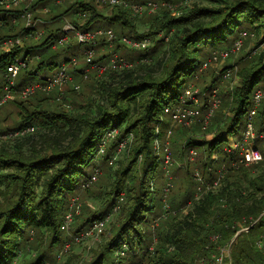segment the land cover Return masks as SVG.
I'll return each instance as SVG.
<instances>
[{"label": "trees", "instance_id": "obj_1", "mask_svg": "<svg viewBox=\"0 0 264 264\" xmlns=\"http://www.w3.org/2000/svg\"><path fill=\"white\" fill-rule=\"evenodd\" d=\"M128 1L140 3L145 0ZM158 1L181 2V0ZM219 1L222 2L221 5L210 7L195 3L187 6L190 9L183 13L184 6L175 13L165 9L166 13L162 18L158 14L153 15L154 22L148 32L137 33V36L125 33L130 31V28L126 27L134 28L133 17L129 11L114 8L112 16H105L92 1L70 2L64 13L52 17L53 21L59 22L63 15L70 17L75 14L74 11L79 6V10L83 9L91 13L90 19L82 29H109L110 26L117 25L122 31L120 33L116 31L119 36L131 35L139 39L148 36L156 44L152 48L155 53L154 59L159 56L157 52L160 46L165 45V49L156 60L154 67L151 65V60H144L146 56L141 55L134 67L120 71H106L103 75L108 76L109 79L95 77L93 80L100 95L99 99L105 103H98L97 98L89 104L75 101L81 93L76 91L74 86L68 91V97L63 98V101L65 100L63 104L53 105L48 96L34 101L29 98L16 101L18 124L8 129L14 132L34 125L36 131L29 135L14 137L9 143L0 147V172L10 171L7 174H0V178L6 181H0L2 187L0 191L4 194L3 204H0V264H13L18 254H23L22 249L26 248L25 244L30 239L31 232L33 235L36 231L42 234L40 240L51 237V242L55 244L61 241L60 232L72 196L98 168L96 161L99 164L100 162L106 164L108 168L116 164L117 161L114 165H110L109 161L119 141L129 133L133 134L132 145L134 144L131 151L133 159L129 165L141 169L139 190L134 194L133 188L127 187L128 190L125 192L128 200L127 202L125 200L126 203L124 202L122 206L123 213L126 214L121 218L123 223L104 245V249L96 253L88 264H104L106 253L117 252L125 244L131 249L134 247L143 249L138 258L128 259L125 264H205L195 261L211 235L220 233L222 243L226 240L231 241L236 231L240 229H236L234 224L243 222L249 228L248 231L239 234L238 241L234 244L233 264H264V172L253 175L249 166L242 164L238 168L230 167L221 180L219 190H211L203 194L202 198L196 199L188 216L179 219L169 215L158 226L149 222L150 216L155 215L156 218L161 216L156 210L157 202L162 205L166 194L175 208V194L179 196L178 207H181L195 191L191 187L195 185L191 168L194 164L191 161L186 162L185 170L177 168L173 171L175 179L172 174L171 179L166 177L163 169L159 171L153 142L156 137L155 125L160 122L164 109L177 103L190 79L197 77L198 71L206 62L200 60L205 57L206 48L214 50L213 52L221 47L230 48L242 32H247V29L257 33L261 29L264 30V0ZM53 2L55 0L35 2L31 6L35 10V20L42 16L41 10L47 6L51 7L48 12L51 15L54 9ZM0 11H3L0 12L2 27L10 30L9 35L0 36V42L6 38L22 36L25 29L11 22L14 15L20 16L21 10L15 9L13 13L5 12L4 9ZM158 33L171 35L167 40L165 37L157 38ZM59 34H63L62 28L50 30L43 42L26 49L25 55L39 52L41 54L36 55L42 56L55 39L60 38ZM118 42L114 41L116 53L122 48V44ZM103 43L108 44L106 37ZM82 47L83 45L78 44L77 41H71L62 50H66L67 53L70 51L71 54L80 57L83 54ZM19 52L20 49L16 48L11 53H5L0 57V66L2 68L5 66V69L8 63L5 62V58ZM105 56L109 57L106 54ZM54 59L55 57L52 56L48 60H42L29 75L43 66H49L50 69L58 66ZM104 59L105 57H102L96 61L100 63L104 62ZM85 67L84 63L75 73L80 77L79 82L84 80ZM38 80L34 78L28 84ZM263 82L264 52L261 53L256 64L242 73V85L234 91L233 118L219 127L213 139L201 140L199 137H190L186 144L189 146L206 144L208 156L213 152L222 151L229 143L228 137L224 134L235 136L240 133L241 124L244 127L243 122L241 123L242 118L245 117L244 120H247L252 106L253 92ZM21 86L22 84L18 88H22ZM258 112L256 122L259 127L256 125V128L261 130L264 124V101ZM165 126L169 127V125ZM112 127L120 128L119 138L108 146L105 154L97 156L96 149L101 137ZM174 153L184 156L182 150ZM227 154L223 152L222 163L230 161ZM140 156L143 161L138 165ZM197 163H200L198 166L203 176L212 178L210 181L216 180V177L214 178L216 169L212 163L205 160ZM262 165L264 164L255 167L260 169ZM131 167L123 174L132 172ZM156 173H160L161 176L159 174L157 190L151 193L150 181L155 178ZM177 174L182 177L176 185ZM122 181V179L117 180L115 189L110 192L112 194L110 201L102 212L82 211L76 217L75 234L85 231L94 221L103 218L111 211L125 189V183L123 184ZM169 182L172 183V187L168 194L166 188ZM148 227L151 228L150 233L145 231ZM154 235L157 237V243L152 251H148ZM259 243L262 250L257 246ZM215 248L212 246L211 252ZM113 263L114 261L111 264ZM31 264H47L45 254L41 253Z\"/></svg>", "mask_w": 264, "mask_h": 264}, {"label": "rangeland", "instance_id": "obj_2", "mask_svg": "<svg viewBox=\"0 0 264 264\" xmlns=\"http://www.w3.org/2000/svg\"><path fill=\"white\" fill-rule=\"evenodd\" d=\"M37 0H34V3ZM57 0H55V4L58 5L56 3ZM76 0H64L60 5L58 6H54L51 15H49L48 12H42V16H39L37 20V23L35 25V31L38 33H41V35L39 37H37L36 34L34 35H30L28 33H31L30 30H26L25 29V33L22 36H18L16 38H8V39H17V38H21L22 39V45H23V37L27 36L26 39H24V46L23 48H21V46H16L12 52L17 48L20 49V52L17 53L16 55H8L5 58V62H8L10 60H12L14 57H18V58H24V59H31V58H35L33 61L29 62V66L28 68H25L23 70H21L19 76L15 79L16 80V88L18 91V86L20 84H22V88L27 86L28 82L32 81V79L35 78V80L41 81L42 79H45L47 76L46 75L48 73H55L56 71L59 70V68L63 65L66 64L68 66V71L72 76L75 75V73L77 71H79V69L81 68V66L86 65L84 72L89 68V65L87 64L88 62L86 61V56H85V49L91 45H97L100 44L98 46L97 49V54H99V52L104 49V43H101V41H99V43H81L78 42V44L83 45L82 47V51L81 53H83L84 59L81 57V61L83 62L82 64L80 63V57L77 54H71V52L69 51L68 53L66 52V50H62L65 49L66 46L71 42V41H76L75 39H73L71 36L74 35V33H70L69 34V43L60 46L59 44V40L66 35V32L64 30V27L67 23L73 24V25H77L78 19L79 18V6L78 8H76V10L74 11L75 14H73L72 16H67V15H63L59 22L53 21L52 17L59 15L61 13H64V11L70 6V2H75ZM80 1V0H79ZM185 1V0H182ZM96 2V0H95ZM164 2H168V1H159V5L162 6V3ZM185 2H187V4H185ZM184 2V7L182 9V13L183 12H187L190 8H188L187 6H192V4H199L200 6H219L221 5V1L219 0H187ZM33 3V4H34ZM169 3V2H168ZM179 3V2H177ZM174 3V4H177ZM97 4V8L99 11L102 12L103 15L105 16H112V14L114 13V8H119V7H114L112 8L111 6H107V5H102V4ZM188 9H187V8ZM49 10L51 9L50 6L46 7ZM0 9H4L5 12H12L14 11V9H6L5 7H3L0 4ZM22 9V8H20ZM33 9V8H32ZM114 9V10H113ZM123 9V8H121ZM129 8H124V10L129 11L131 16L133 17V24H134V28L131 27H126V28H130V31H126L125 33H132L134 35L137 36V33L139 34H145L146 32H148V30L150 29V27L152 26L153 22H154V17L153 15H157L162 18V16L166 13L165 9H160L156 12V14H151L149 17L146 16L143 18V16H138V17H134L131 13L130 10H128ZM34 10V9H33ZM1 13L3 11H0ZM15 12V11H14ZM35 13V11H34ZM46 14V15H43ZM90 15V16H89ZM87 16H89V19L91 17V13L88 14ZM179 17V16H177ZM22 18V16H21ZM40 18L46 19L48 22L47 24H42V21ZM15 19H17L16 23L14 24L15 26L19 27V28H26V22L25 20L22 18L20 20V16H13L12 21H14ZM88 19V20H89ZM41 21V22H40ZM75 21V22H74ZM3 22H0V24ZM49 23V24H48ZM106 27V26H104ZM63 29V34L60 35V38H56L55 42H53V44L51 45V47H49L48 50H46L42 56L41 55H36V54H41L39 52L37 53H30L28 55H25V51L26 49H28L31 46H36L39 45L41 42H43L45 36L50 32V30H57V29ZM111 29H113L115 32L118 31V33L122 32L118 29L117 25L114 26H110ZM85 30H89V29H85ZM96 30H107V29H102V28H98ZM91 31H95V30H91ZM248 35L244 38V44L241 47V49L239 50H235L234 46L232 45L230 48L229 47H221L219 49H217V52H221L224 51L223 53H225L226 51H229V54L223 58L221 55H219V57L217 58V60H213L214 54L213 51L210 48H206V54L205 57L201 58L200 60H205L206 62H208V66L205 70H199L198 71V75L197 77H195L194 79H190V83L188 84V87H192V89L195 91H201L203 93L207 92V96L206 98L204 97H200V103H201V109L202 111L205 113L206 112V107H208V102H209V98L210 95L212 93V91L217 90L218 91V96L220 97V99H222L221 105L220 107L216 110L214 116L211 118L208 126L205 128L204 124L202 123V121H196L194 124H192L189 127H182V126H174V123H172V120L170 118L169 115H165L163 121L157 123V125H155V131H156V127L159 128L160 132L162 133L161 137H163V134H165V132H167V130L172 129L173 130V135H172V143H171V154H172V159H173V164L172 167L170 168V172L171 174L173 173V171H176L177 168H179L180 170H185L187 168L186 162L187 161H191V163H193V167H191L193 169V173H194V182H195V187L191 186L192 188H194V193L192 195V197L188 198V200L186 201V203L184 205H182L181 207H178V201H179V196L177 194H175V208L173 207V204L171 203V200L169 199V204H170V211L167 212L168 215L164 216L163 213H165L163 211V203L161 205V203L159 204L157 202V208L156 210H158V213H160V217L156 218L155 215L150 216V220L149 222L154 224V226H158L159 224H162V220L166 219L167 217H169V215L171 216H176L179 219L180 218H184L185 216H188L190 211H192L193 207V203L196 200V192H197V183L195 181V173L196 172H200V167L198 166L197 161H201V160H205L208 163H212L213 166H215L216 169V174L214 176V178L220 179L221 175L218 173V171L221 169L222 165L225 162H221V157L223 156V152H225V149H227V145L224 146V148L222 149V151H217V152H213L212 155L208 156V151H207V146L206 144H202L200 146H196V145H187L186 141L188 140V138H201V140L206 139V140H211L213 139V137H215V134L217 132V130L219 129V127L223 126V124L229 122L233 116V108L235 107V103L233 102L234 100V91H236L237 87H240L242 85V73L244 72V70H248L252 67V65L256 64L259 60V56L261 55V53L264 52V30L261 29V31L259 33L252 31L250 29L246 30ZM165 33V32H164ZM10 34V30L8 29H4L2 27V25H0V36H4V35H9ZM159 35H157V38H166L168 35L163 34V33H158ZM123 36H131V35H123ZM136 36H131V37H135ZM148 37V36H147ZM33 38V39H32ZM150 38V37H148ZM7 40V38L5 39ZM5 40H3L2 42H4ZM152 40V38H151ZM0 42V44L2 43ZM94 43V44H93ZM122 44V48L118 51V53L120 54L119 56L128 59V61L132 62L133 67L137 64L135 63L136 61H138V59L141 58V55H145L146 59L144 60H151V65L152 67H154V64L156 63V60L158 59V57L160 55H162L164 53V49H165V45L160 46L158 48V52H157V56L156 59H154L155 53L152 51V48H154L156 46V44L154 43V41H152L151 46L149 47L148 50H143V51H138V50H132L130 48L127 47L126 44L121 43ZM220 50V51H219ZM216 51V50H215ZM115 50H111V52H104L106 53V55H108L109 57L112 55V53H114ZM6 53V51L2 48V46L0 45V57L3 56ZM54 56L55 57V61H57V63L59 64V66H55L53 69H50L49 66H43L39 69H36V71L32 74L29 75L31 72H33V70L39 65V63L42 60H48L50 57ZM97 56V55H96ZM95 56V60H97V57ZM13 57V58H12ZM12 58V59H11ZM77 60V65L74 66L71 64L72 60ZM107 59V57L105 56V59L103 60L105 62V60ZM154 59V60H153ZM153 60V61H152ZM99 61V59L97 60ZM96 61V62H97ZM108 63V62H107ZM107 63H101L102 65H107ZM6 65V63H5ZM5 67V66H4ZM4 67L2 68L0 66V93L3 91V87L5 84V79H4V74L6 71V68L4 69ZM57 67V69H56ZM230 69L231 70V77L226 79L222 76V74L224 72V70ZM94 70V69H92ZM90 70L89 75H88V79H84L83 81H80V83L75 82L77 84L80 85V90L78 91L79 93H81L79 95V97H77V99H75V101H79L81 103H86L89 104L92 100H94L95 98H97L99 101L98 103H105L103 102V100H100V95L99 92L97 90L95 81L93 80L95 77L96 79H109V77L106 75H102L99 74L97 70L92 71ZM50 74V75H51ZM90 79V80H89ZM36 81V82H38ZM74 80H72L73 82ZM35 83V82H33ZM30 84V83H29ZM262 86H264V82L260 84ZM259 88V87H258ZM186 89V88H185ZM257 89V88H256ZM57 91V90H55ZM60 91V90H59ZM60 96L61 93H57L56 96ZM21 100V98L19 97H15V99L9 103H7L6 105L0 107V147L2 145H5L7 143L10 142V140H12V138H14L15 136H13L11 132L8 128H14L18 123V119L17 117V113H18V109H16V101ZM53 101V100H52ZM51 101V102H52ZM63 101V100H62ZM60 101V102H62ZM55 102V103H53ZM53 105L58 104L55 101H53ZM262 105L260 106L259 110L261 109ZM259 112L257 113V115H254V125L256 127V125L258 126V123L256 122V118L258 116ZM219 118V119H218ZM244 118H242L241 123L243 122V125L241 124L240 126V133L236 134L235 136L230 135L225 133L224 135L228 137V142H230V139L233 140H240L242 138V134L244 132V128H245V121ZM244 120V121H243ZM217 122V124H216ZM162 123V124H161ZM164 123V124H163ZM167 123V124H166ZM165 125H169L165 126ZM164 126V127H163ZM264 126V124H263ZM263 126H261V128H263ZM168 127V128H167ZM259 127V126H258ZM122 128V127H121ZM167 128V129H166ZM123 129V128H122ZM184 129H186V131H184ZM257 129V128H256ZM7 131V132H5ZM10 131V132H8ZM15 132V131H14ZM184 132H186V134L184 135ZM182 137H181V136ZM257 144L261 147L263 145V141L262 140H257L256 141ZM133 143V142H132ZM132 143L127 147V149L120 155L118 156L117 162L114 166H112L111 168H108V166L106 164H103L102 162H100V164L98 163V161H96L97 165H98V170L101 172L98 181L90 186L89 188L83 189L82 186L80 188H78L77 193L75 195H73L72 197H77L79 203L81 204V213L82 211H88V212H94V211H98L99 213L102 212L106 207H107V203H109V198L112 195L110 192H113V190L116 187V183L118 179H122L123 184L125 183V186L122 192H125V190L127 191V187L129 188H133V193H137V191L139 190L138 187V181H139V176H141V169H138L137 167H131V165H129V163L131 162V160L133 159V155L131 154L132 151ZM135 143V142H134ZM202 143V142H201ZM190 149H194L198 154H196L197 156L193 157L189 155V150ZM180 150H182L184 152V156H182V154H177L175 155L174 152L178 153ZM154 155L155 157H157L155 150H154ZM230 161L227 163L228 166H230L231 161H233L235 158L238 157L237 154H227ZM163 156V154L161 155V157ZM188 156V157H187ZM190 156V157H189ZM160 157V158H161ZM215 157H217V159H215ZM143 159L140 156L138 158V165H140L142 163ZM203 162V161H202ZM264 164L263 162H260L258 164ZM257 163H254L252 165H249V168H251V174L256 175L258 173H262L264 172V165H262V168L258 169L255 166H258ZM217 166V168H216ZM101 167V168H100ZM131 167L132 172L130 173H126L123 174L125 172V170L127 168ZM139 167V166H138ZM136 168V171H135ZM159 171H162V166H161V159H160V163H159ZM93 170V169H92ZM92 172V171H91ZM1 173H10V171H2ZM159 174L160 173H156L155 178L152 179L150 181V187L149 189L151 190V193L154 192L155 190H157V185L159 183ZM202 174V173H201ZM227 174V172H226ZM225 174V176H226ZM161 176V174H160ZM173 176V174H172ZM176 176H173V178L175 179ZM177 180H176V185L178 184V180L179 178H181L182 176H178L177 174ZM205 180L209 183H212L213 181L211 179H208L204 176ZM233 180L234 178L231 177ZM224 179V178H223ZM0 181H5L4 178H0ZM154 183V184H153ZM175 183V182H174ZM247 186V185H245ZM1 187V186H0ZM2 188V187H1ZM186 188V186L184 187ZM220 188V187H219ZM218 188V190H219ZM178 191V190H177ZM176 191V192H177ZM121 192V193H122ZM3 193V192H2ZM0 191V204H3V196L4 194H2ZM245 193V192H244ZM126 194V192H125ZM172 197V196H171ZM72 198V199H73ZM202 198V197H201ZM71 199V200H72ZM125 200L127 202L128 198L127 196H125ZM192 201L193 203L191 205H189V202ZM117 202V200H116ZM115 202V203H116ZM125 202V203H126ZM225 203L226 202H222ZM4 205H6L4 203ZM115 205V204H114ZM112 210V209H111ZM125 213H123V209L121 210V213H119L118 215H116L115 217H113V219L110 221V223L107 225L108 228L105 230V233L103 234V236L99 237L98 239L92 238V239H88V241H81L79 243L74 241V237H76L77 234H75L76 230H77V226L75 225V223L73 224V226L71 227V229L69 231L64 230V228H61L60 232V239L61 241H59V243L55 244L53 242H51V237H45L43 240L41 239L42 234L40 233H34V235H32V233L30 234V239L28 240V242L25 244L26 248L22 249L23 250V254L22 256L19 258L18 261H16V258L14 261H16V264H31L37 257H39V255L41 253H44L46 256V263L47 264H88L90 263V260H92L93 256L98 253L101 249H104V245L113 237L114 232H116V230L119 228V226H121V224L123 223V219L121 220V218L125 217ZM102 219V218H101ZM155 219V220H154ZM99 220V219H98ZM76 221V220H75ZM151 224V225H152ZM75 225V227H74ZM236 226V229H239L236 231L235 236L233 237V239L231 241H224L223 243L221 242V234L220 233H214L211 235V237L208 239V241L205 243V245L202 248V253L199 254V256L196 257V263H202V261H206L205 264H215V260H214V256L218 255V248L220 247V249H226L229 246V249L227 250V258L226 261L228 264H233L234 260H233V247L234 244L238 241V236L240 233L242 232H246L248 230L249 227H246V225L243 223H235L234 224ZM91 226V225H90ZM89 228V227H87ZM234 228V226L232 227ZM153 229V228H152ZM246 229V230H244ZM145 231L147 232H151V228H146ZM29 232V231H28ZM219 235L220 236V240L216 243L213 242L212 237ZM71 239V249L68 253H65L61 258H59L60 253L63 249V245L65 242L69 241ZM157 237L156 235H154V239L152 241V244H150V246L148 247V251H150L151 247L154 248L155 244L157 243ZM43 241V242H41ZM212 246L216 247L215 250L213 252L212 251ZM231 246V247H230ZM258 248H260L261 250L263 248H261L262 246H259L257 244ZM23 247V245H22ZM211 249V250H210ZM101 250V251H102ZM140 247H137L136 250H130L127 251L124 255H117V252H108L106 253V261L104 264H111L112 261H114L113 264H125L126 261L128 259L131 258H138L139 255H141V253L143 252V249L140 251ZM211 253H210V252ZM121 261V262H120Z\"/></svg>", "mask_w": 264, "mask_h": 264}, {"label": "built area", "instance_id": "obj_3", "mask_svg": "<svg viewBox=\"0 0 264 264\" xmlns=\"http://www.w3.org/2000/svg\"><path fill=\"white\" fill-rule=\"evenodd\" d=\"M64 0H57L56 3L60 5ZM98 4L119 7V8H129L128 10L131 11L132 15L134 17L142 16L144 14H154L160 9H168L172 12H177L178 9L181 6H184L183 2H179L177 4L174 3H168L164 2L162 3V6L159 5V2L155 1H148L144 3H132L128 0H96ZM34 0H0V4L5 7L6 9H20L21 14L20 17L25 20L26 22V30H30L31 33H28L30 35L36 34L37 37L41 35V33H38L35 31V25L37 23V20L34 18V11L31 6L33 5ZM48 7V6H47ZM50 10L46 7H44L41 12H49ZM79 18L77 25H73L70 23H67L64 27V30L66 32V35H64L60 40L59 44L60 46H63L67 43H69V34L74 33L75 38L78 42L81 43H91L95 42L99 37H106L108 42V47L112 50L114 48V41H119L120 43H124L127 45L128 48L132 50H138L143 51L147 50L151 44L152 41L150 38L145 37L142 39L131 37V36H119L115 33L112 29L107 30H85L82 29L88 22L90 14L87 10H79ZM21 18V19H22ZM17 19H15L13 22L16 23ZM41 22V21H40ZM171 35V34H170ZM170 35H168L166 38L169 39ZM248 35L247 32H242L239 36V38L235 41L233 44L235 50L241 49V47L244 44V38ZM2 48L6 51V53H11L12 50L16 46L22 45V39H7L4 42L0 44ZM23 46V45H22ZM21 46V47H22ZM95 46L91 45L85 49V56L87 64L89 65V68L84 72L83 78L88 79V75L90 70L94 69L97 70L99 74H104L108 70H124L133 67L132 62L128 61V59H125L121 56H119L118 53L114 52L111 55L110 60L108 61L107 65H102L101 63L96 62L95 56H96V50L94 48ZM230 51V49H229ZM229 51L221 52H213L214 57L213 60H217L219 55H221L223 58H225ZM35 58L31 59H22L18 57H14L12 60L8 61L6 65V71L4 74L5 84L3 87V91L0 93V107L6 105L7 103L13 101L15 97H19L22 99L32 97L37 92L41 91L47 94L52 93L55 91L58 87H62L70 82H72V76L68 71V66L66 64H63L58 71L55 73L47 76L45 79H42L41 81L27 84V86L23 88H19L17 91L16 88V78L19 76L21 70L28 68L29 62L33 61ZM77 60H72L71 64L76 66ZM208 62H205L202 66L201 70H205L208 66ZM224 72L222 76L226 79L231 77V70L227 69L222 71ZM102 74V75H103ZM74 89L76 91L80 90V85L75 83L73 84ZM206 98L207 92H199L194 91L192 87H186V89L181 94L179 101L175 104L169 105L164 109V113L162 114L161 121H163L165 115H169L172 123H174V126H182V127H189L192 124H194L196 121H202L204 124V127L206 128L211 120V118L214 116L216 110L220 107L222 99L218 96V91L214 90L212 91L210 95V100L208 102V107H206V112L204 113L201 109V103H200V97ZM63 93L61 92V95L57 96L56 101H62L63 99ZM264 101V86L257 88L253 92V100H252V106L248 112L246 125L244 128V132L242 134V138L240 140H233L230 139V142L227 145V149H225V152L228 154H237L238 157L235 158L233 161H231L230 166L227 165V162H225L221 169L218 171V173L221 175L220 179H217L213 181L212 183H209L205 180L204 176L200 172L195 173V181L197 183V192H196V199L200 198L203 194L218 189L220 187L221 180L225 177L226 172L229 170V168H238L240 165L249 166L254 163H260L264 161V126L261 128V130H257L254 125V115L258 113L260 106L262 105ZM36 131V126L30 125L25 127L24 129H21L19 131H15L11 133L13 136H25L32 134ZM157 134L160 133V130L158 127H156ZM120 135V128L118 127H112L108 129L103 136L100 139V143L98 145V148L96 149V155L100 156L106 153L108 146L115 142ZM173 135V130L169 129L167 132H165V140L161 141L159 137L157 136L154 142V150L158 158V162L163 166L164 175L171 179V172L170 168L173 164L172 154H171V139ZM257 140H262L263 145L260 147L257 144ZM133 141V134L129 133L126 135V137L122 138L116 150L114 151V155L109 161L110 165H114L115 161H117L118 156H120L127 147L132 143ZM163 156L161 157V155ZM198 154L194 149L189 150V155L193 157L197 156ZM161 157V158H160ZM217 159V157H215ZM101 172L96 168L92 176L82 185L83 189L89 188L93 183H95ZM154 184V183H153ZM172 187V183H168L166 191L169 194L170 189ZM125 192H122L117 199V202L113 206L112 210L105 215L102 219L96 220L92 223V225L86 229L85 231H82L81 233L77 234L76 237H74V241L79 243L81 241H88V239H98L99 237L103 236L105 233V230L108 228V224L110 221L118 215L122 209V206L125 202ZM193 202L190 201L189 205H191ZM163 213L164 216L168 215L167 212L170 211V204H169V198L167 194L164 197L163 200ZM81 212V204L78 201L77 197H74L69 205L68 211L66 212L62 224V228L64 230L69 231L71 227L73 226L75 222V218L77 215H79ZM107 227V228H106ZM246 230V229H244ZM248 231V230H247ZM33 235V232H31ZM213 242H218L220 240V236L216 235L212 237ZM261 246V244H258ZM231 247V246H230ZM71 249V239L64 243L63 249L60 253L59 258H61L65 253H68ZM229 249V246L227 247V250ZM130 250H136V248H130L128 245H123L121 249H119L117 255H124L127 251ZM153 248L151 247L150 251H152ZM226 249H220L218 248V252L216 256H214L215 264H228L226 261L227 258V251ZM22 253H19L16 261L19 260ZM16 261L13 262V264H16ZM202 263H206L205 259L202 261ZM231 264V263H230Z\"/></svg>", "mask_w": 264, "mask_h": 264}, {"label": "crops", "instance_id": "obj_4", "mask_svg": "<svg viewBox=\"0 0 264 264\" xmlns=\"http://www.w3.org/2000/svg\"><path fill=\"white\" fill-rule=\"evenodd\" d=\"M37 1H39V0H37ZM36 1V2H37ZM80 1H84V0H80ZM86 1H88V2H94V3H96L95 2V0H86ZM148 1H155V2H159L158 0H145V1H143V2H140V3H144V2H148ZM185 1H187V0H185ZM185 1H182L181 0V2H185ZM132 3H135V2H132ZM139 3V2H138ZM185 4H187V2H185ZM97 5V4H96ZM54 6H58V5H56L55 4V2H53V5H52V7H54ZM42 13V12H41ZM156 14V13H155ZM43 15H46V14H43ZM151 14H145L144 16H143V18L144 17H146V16H150ZM20 20H21V17H20ZM41 21H42V24H47V20L46 19H41ZM14 22L12 21V24H13ZM14 24H17V23H14ZM13 24V25H14ZM49 24V23H48ZM0 25H3V23H1ZM109 29H111V28H109ZM113 30V29H112ZM116 33V32H115ZM73 34V33H72ZM117 34V33H116ZM73 39H75L76 40V38H75V34L74 35H72L71 36ZM27 38V36H24L23 37V46L25 45L24 44V39H26ZM77 41V40H76ZM99 41H101V43H103V41H105V37L103 36V37H99L94 43L96 44V43H98ZM93 43V44H94ZM119 43V42H118ZM121 44V43H120ZM100 44H97V45H93V46H95L94 48H95V50H96V53H97V49H98V46H99ZM23 46L21 47V48H23ZM51 47V46H50ZM115 44H114V48L112 49V50H115ZM99 50V49H98ZM111 52V49L108 47V44H105L104 43V49H102L100 52H99V54H96L97 56V60L98 59H101L102 57H105V54L107 53V52ZM220 51V50H219ZM104 52H106V53H104ZM81 57L84 59V56H83V54H82V56H80V63L82 64L83 62L81 61ZM110 58H111V56L110 57H107V59L105 60V62H100V63H107L109 60H110ZM59 66V65H58ZM57 66V67H58ZM57 67H56V69H57ZM92 71H95V70H92ZM52 73V72H51ZM51 73H48V74H46V75H50ZM84 79V78H83ZM73 82H70V83H68V84H66V85H64V86H62V87H58L56 90L57 91H53L52 93H50V94H47V93H44V92H41V91H39V92H37L35 95H33L32 96V98L31 97H29V99H31V100H36V99H38V98H42V97H46V96H48V97H50L51 98V101L53 100V101H55V99L57 98V96H56V94L57 93H63V96L64 97H68L67 95H68V91L70 90V89H72L73 88V84H75V82H79V80H80V77L79 76H77V75H74L73 76ZM80 83V82H79ZM60 90V91H59ZM63 97V98H64ZM26 100L28 99V98H25ZM25 99H22L21 98V100H25ZM63 100V99H62ZM52 101V102H53ZM58 104H63V103H65V100L63 101V102H60V101H56ZM53 103H55V102H53Z\"/></svg>", "mask_w": 264, "mask_h": 264}, {"label": "bare ground", "instance_id": "obj_5", "mask_svg": "<svg viewBox=\"0 0 264 264\" xmlns=\"http://www.w3.org/2000/svg\"><path fill=\"white\" fill-rule=\"evenodd\" d=\"M161 135H162V133L160 132L159 134H157V132H156V137L158 136L159 137V139L161 140V141H164L165 140V134H163V137H161ZM156 137H155V139H156ZM155 139H154V142H155ZM154 142H153V148H154ZM171 143H172V140H171ZM161 166H162V164H161ZM162 169H163V166H162ZM163 173H164V170H163ZM80 214H81V212H80ZM79 214V215H80ZM79 215H77L76 217H78ZM76 219V218H75Z\"/></svg>", "mask_w": 264, "mask_h": 264}]
</instances>
